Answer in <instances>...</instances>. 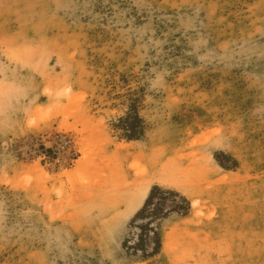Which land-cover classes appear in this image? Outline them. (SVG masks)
<instances>
[{"label":"rangeland","instance_id":"rangeland-1","mask_svg":"<svg viewBox=\"0 0 264 264\" xmlns=\"http://www.w3.org/2000/svg\"><path fill=\"white\" fill-rule=\"evenodd\" d=\"M0 264H264V0H0Z\"/></svg>","mask_w":264,"mask_h":264},{"label":"trees","instance_id":"trees-1","mask_svg":"<svg viewBox=\"0 0 264 264\" xmlns=\"http://www.w3.org/2000/svg\"><path fill=\"white\" fill-rule=\"evenodd\" d=\"M130 100L131 102L128 106V109L126 110L124 115L117 118L116 122L113 123V126L116 130L121 132L122 136L125 139L136 140L143 136L145 125H144L143 118L139 115V112H138L137 103H136L137 99L130 98ZM215 157L216 159L218 158V156H215ZM221 166L224 167L222 164ZM168 195H177V193L171 190L162 189L161 187L157 185L152 186L144 201L143 206L136 213V215H140L141 213H143L146 210L147 206L155 199V197L159 201L158 203L159 207L155 206L156 210L158 212H161V209L163 207L162 204L164 200H166V196ZM179 198L180 200L172 199V206H173L172 210L180 211L181 214H185L188 211L187 201L183 197L179 196ZM149 224H150L149 220H147L144 225H140V228L142 229V231H144V229L148 227ZM151 237L153 239V244H154L152 247V253H155L159 247L158 233L152 230ZM136 246H139V244H137Z\"/></svg>","mask_w":264,"mask_h":264},{"label":"built area","instance_id":"built-area-1","mask_svg":"<svg viewBox=\"0 0 264 264\" xmlns=\"http://www.w3.org/2000/svg\"><path fill=\"white\" fill-rule=\"evenodd\" d=\"M41 159L50 163L60 162V157L65 156L63 165L72 164L76 156L73 140L66 134H58L48 146L38 149Z\"/></svg>","mask_w":264,"mask_h":264}]
</instances>
